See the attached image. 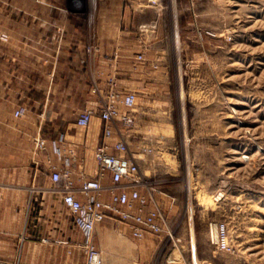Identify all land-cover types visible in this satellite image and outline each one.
I'll return each mask as SVG.
<instances>
[{"label":"rangeland","instance_id":"374dc122","mask_svg":"<svg viewBox=\"0 0 264 264\" xmlns=\"http://www.w3.org/2000/svg\"><path fill=\"white\" fill-rule=\"evenodd\" d=\"M149 4L159 12L144 21L171 70L165 95L137 100L129 156L180 240L135 239L109 222L94 242L104 264H264V0ZM215 225L226 226L228 249ZM42 242L0 258L42 264ZM63 259L85 264V253L67 247Z\"/></svg>","mask_w":264,"mask_h":264},{"label":"crops","instance_id":"0c3cea01","mask_svg":"<svg viewBox=\"0 0 264 264\" xmlns=\"http://www.w3.org/2000/svg\"><path fill=\"white\" fill-rule=\"evenodd\" d=\"M45 1L0 0V257L15 256L17 244L26 255L48 239L51 251L38 261L64 264V248H75L85 236L52 192L50 163L47 155H35L36 140H46L51 153V140L65 135L79 157L73 176L84 170L95 177L103 123L95 115L82 128L78 115L99 110L111 77L140 99L165 95L171 68L144 21L159 12L150 0H83V9L73 6L75 0ZM88 46L98 51L88 52ZM21 108L24 114L16 117ZM50 160L63 165L53 153ZM109 182L108 175L103 184ZM151 237L157 236L147 233L143 240Z\"/></svg>","mask_w":264,"mask_h":264},{"label":"built area","instance_id":"2783aa9c","mask_svg":"<svg viewBox=\"0 0 264 264\" xmlns=\"http://www.w3.org/2000/svg\"><path fill=\"white\" fill-rule=\"evenodd\" d=\"M6 40L7 35H2ZM87 51H98V47L88 46ZM144 60L143 53L138 55ZM94 92L97 89L93 90ZM138 100L135 91L124 92L119 89L115 77L108 80V88L101 99L99 110L91 108L81 112L76 120L79 127L86 128L93 117L98 115L103 123L102 140L94 149L97 174L89 177L82 170L75 178L73 168L77 165L78 154L73 143L65 135L51 140V153L46 140H36L35 155H47L51 171L52 192L67 206L75 216L84 233L85 240L76 244L85 253V264H104L102 250L94 242L96 228L105 221L126 224L132 237L143 239L147 233L161 237L166 233L169 242L175 244L180 239L171 228L158 203L145 191L147 181L140 168L129 156L128 137L134 125V109ZM24 114V109L15 112L16 117ZM58 156L63 165L51 163L50 155ZM82 163V162H81ZM83 164V163H82ZM110 176V182L103 184ZM108 199H104V194ZM210 227L216 233L219 249L229 248L226 226ZM46 241V239H42ZM0 264H20L17 259L0 258Z\"/></svg>","mask_w":264,"mask_h":264},{"label":"bare ground","instance_id":"6f19581e","mask_svg":"<svg viewBox=\"0 0 264 264\" xmlns=\"http://www.w3.org/2000/svg\"><path fill=\"white\" fill-rule=\"evenodd\" d=\"M95 2V1H94ZM147 27V26H146ZM213 230H215V228H214V226H213ZM216 236V233H215V231H214V237ZM222 250V249H221Z\"/></svg>","mask_w":264,"mask_h":264}]
</instances>
